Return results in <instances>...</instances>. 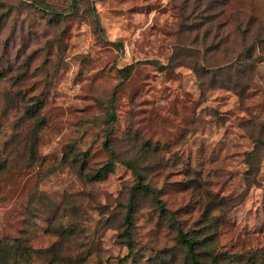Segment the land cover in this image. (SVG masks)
Listing matches in <instances>:
<instances>
[{
	"label": "rangeland",
	"instance_id": "obj_1",
	"mask_svg": "<svg viewBox=\"0 0 264 264\" xmlns=\"http://www.w3.org/2000/svg\"><path fill=\"white\" fill-rule=\"evenodd\" d=\"M75 2L0 0V259L191 264L182 227L207 264L264 263V43L217 74L194 47L207 22L212 64L264 39V0ZM124 161L167 208L139 192L129 229Z\"/></svg>",
	"mask_w": 264,
	"mask_h": 264
},
{
	"label": "trees",
	"instance_id": "obj_2",
	"mask_svg": "<svg viewBox=\"0 0 264 264\" xmlns=\"http://www.w3.org/2000/svg\"><path fill=\"white\" fill-rule=\"evenodd\" d=\"M74 3H77V2H75V0H74ZM198 4L199 5H196L195 7L197 9H200L203 12H207V10L212 6H217V5H213V4H208L207 8L204 9V8H201L200 3H198ZM223 6H224V4H223ZM223 6H220L222 11H224ZM95 22L97 24L96 25L97 30L99 32H102L101 22H99L98 19H96ZM212 24H213V22H212ZM206 25H208L207 32L204 35H202L201 30H199L198 35L202 39V44L204 46H207V47L202 48L201 46H198L197 44L194 46L203 53L202 58L198 64L201 67L196 66L197 71H199V69H200L201 71H204V72L209 71L210 73L217 74V72H219L220 70H223L224 66H226V68L231 67V69L237 68V67H239V62H241V60L243 59V56L246 55L245 54L246 52H250V55L251 54L255 55V52L258 51L261 47L260 43L261 44L264 43V39H262V37L260 36L259 38L254 40L255 44L248 45V46H246L242 49H238V50L236 48H234V50H235V52L233 53L234 55L230 54L231 58L229 60H227V62H225L224 64H212L211 59H213L215 57L214 55H218L217 53H219L220 50H214L212 47H209L210 39H207V37L213 33V27L208 22L204 23V25H202V26L205 27ZM263 30H264V25H263ZM212 42L214 43L216 41L213 39ZM226 54H228V53H226ZM132 67H133V65H130V66H128V69L131 70ZM197 73H199V72H197ZM254 78L255 77L250 79V81H251L250 86L254 85L257 82V80ZM201 85H202V87L205 86L202 83H201ZM114 109L115 108L112 107V110H114ZM115 117H116V115H115V113H113L110 117V120L114 122ZM111 124H113V123H111ZM109 138L110 137L108 136V138L105 140L104 144H105L106 149L109 151L111 158L106 164H104L103 166L98 168L93 174H91L92 175L91 179H93V180H101V179H104V178H107L108 176H110L109 174L112 173L114 166L119 161L117 159L115 152L111 149L112 147L109 144V142H110ZM250 154L253 155L254 153L251 152ZM124 162L129 168L133 169V171L135 172V174H137V177H138L136 185L133 188L131 199H130V202L128 204L129 209L127 210V214L125 217L127 228L129 229V228H131V226L133 224V214H134L135 210L138 208L137 203H138L139 192L140 193H151L153 200H154V203L156 205H160L161 211L163 213H165L167 211V208H166L165 204H163V201L158 197L157 190L154 189L150 184L147 185L144 183V178H145L144 175L141 174L137 168H135L134 164H132L131 162H127V161H124ZM176 231H177V235H179L180 244H182L185 248L186 259L191 264H207L202 259L204 257L201 256V251L204 250L205 245H206L205 244L206 236L202 237L201 235H196V236L188 235V233L185 232L182 229V227H179V228L177 227ZM204 256L207 259H210V264H239L238 262L233 260V258H234L233 255L228 254L226 252L219 251L218 249H215L211 253V255L205 254ZM0 264H7L5 258L0 259ZM250 264H264V263L252 262Z\"/></svg>",
	"mask_w": 264,
	"mask_h": 264
}]
</instances>
